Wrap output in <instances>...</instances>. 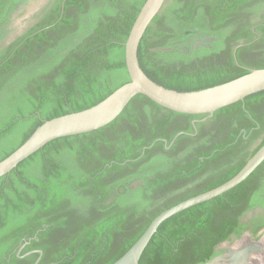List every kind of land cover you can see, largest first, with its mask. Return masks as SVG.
<instances>
[{
	"label": "trees",
	"instance_id": "16d2710c",
	"mask_svg": "<svg viewBox=\"0 0 264 264\" xmlns=\"http://www.w3.org/2000/svg\"><path fill=\"white\" fill-rule=\"evenodd\" d=\"M22 1L0 0V161L44 121L89 108L129 81L124 42L145 0H52L33 24L2 45L15 3ZM244 3L164 0L139 41L140 68L179 92L264 68V18L255 26L259 39H246L235 58L237 38L255 36L251 24L229 40L222 32ZM207 36L217 38L211 47L183 48ZM204 117L174 112L138 94L105 126L53 139L23 159L0 176V264H33L38 256L37 264H111L156 215L227 181L264 144L262 90L195 122L194 135L181 133L165 148L177 133H194L191 119ZM207 127L214 137L206 141ZM234 149L239 160L216 178L191 177ZM129 179L141 183L124 185L110 200L111 189ZM169 182L177 189L170 186L167 193ZM256 207L264 211V160L221 195L163 220L139 264H204L219 253V243L241 235L247 227L242 216ZM255 223L254 235L264 219ZM32 250L42 253L26 254Z\"/></svg>",
	"mask_w": 264,
	"mask_h": 264
},
{
	"label": "water",
	"instance_id": "95a60500",
	"mask_svg": "<svg viewBox=\"0 0 264 264\" xmlns=\"http://www.w3.org/2000/svg\"><path fill=\"white\" fill-rule=\"evenodd\" d=\"M45 2L46 0L31 1L26 6L22 18H30ZM163 2L164 0H145L130 27L124 42V64L129 81L89 108L44 121L19 147L0 161V176L10 172L19 162L53 139L82 134L105 126L114 120L128 102L138 94L144 95L156 104L174 112L192 115L204 114L205 117L202 119H205L211 117L216 110L222 107L242 101L246 96L264 90V68H253L248 73L227 82L188 92L168 89L152 81L139 66L137 48L146 27L159 12ZM12 38V36L9 37L5 43ZM194 121H192L193 125ZM263 160L264 144L227 181L183 200L156 215L137 240L111 264H139V258L144 248L163 220L185 208L226 192L243 181ZM256 211L262 210L260 207H256L254 210L248 211L243 220L245 221L246 217ZM243 237L248 240L247 244L242 245L247 246L246 248L232 251L228 256L218 255L204 264H234L235 261H239V257L244 258V255L251 251L252 246L261 245V237L255 239L251 233L245 232L241 237L233 236L231 239L219 243L216 250L223 246H230ZM25 244L19 248L17 255ZM35 251L39 254L42 253L41 250H32L26 254ZM38 260L39 256L33 264H37Z\"/></svg>",
	"mask_w": 264,
	"mask_h": 264
},
{
	"label": "flooded vegetation",
	"instance_id": "af4514ba",
	"mask_svg": "<svg viewBox=\"0 0 264 264\" xmlns=\"http://www.w3.org/2000/svg\"><path fill=\"white\" fill-rule=\"evenodd\" d=\"M31 1H34V0H23L22 2L15 3V8L16 9L10 15L11 22L7 26V33L5 34V38H3L2 42H1L2 45L5 44V41L9 37L12 36L14 38L15 36H17L18 34L21 33V32H13L12 22H13V19L15 18L16 15H19L21 13H22V15L24 14L26 6ZM50 1H52V0H46V2L42 5V7L37 12L33 13L30 16V18H32V20L29 22V24L26 27H28L29 25L33 24L39 18L42 9ZM244 1H245L244 5L237 12L233 13L232 19H230L229 24H226L225 25V27L222 30V32L224 33V38L227 39V40H229V37L232 35V32H234V31L239 32L242 29H246L244 27V25L246 23H250L251 24V30L253 32V35H255V36H251V37L242 36V37L237 38V44H234L232 46V52L231 53H232L233 58H235V50L239 46L244 45L243 43H244V41L246 39L249 38V42H254V41H257L259 39V33L255 29V26L258 25L257 22L259 20H261L262 18H264V0H244ZM216 39L217 38L216 37H213V36H207L205 38L190 39V40H188L186 42L187 44H184L183 45V48L187 50L190 46L191 47H196L198 44L205 45L206 47H211V43L214 40H216ZM192 41H193V43H192ZM250 48H252V47H250ZM241 52H242V55L245 56V57H248V55L250 54L248 52V49H242ZM221 55L222 54H220V56ZM193 120H195L194 121V123H195V122H198V121H203L205 119H191V121H190L191 122V125L195 129L194 133H190V132H179L177 134L179 135L181 133H184V134H188V135H194L195 132H196V128H195V125L192 124V121ZM213 131H214L213 129H210L208 127L205 128V129H203L204 139H205V137L207 138L206 141L209 138L214 137V135H212V133L214 134ZM223 135H227V133L224 132ZM174 137L170 141L169 145L168 146H165L166 149H168L169 146L173 143L174 139L176 138V137L175 138ZM204 139L200 140L199 143L204 142ZM164 142H165V140H164ZM258 142H259V139H256L255 142L250 147H248V149H246L247 152L249 153ZM180 144H183V143H180ZM195 144L193 146H195ZM217 150L218 149H215L213 153L217 152ZM175 153L177 154L178 157H181L182 156V152L179 151L178 148H176ZM240 156H241V154L238 152V149H234L230 153H222L220 156L215 157L214 158V161L208 162V164L204 165L200 170L194 172V174L191 175V177L194 179V181H198V182L199 181H206V182H208V181H210V179L216 178L217 175L219 173H221L222 170L226 169L228 166L234 165L239 160ZM176 166H174V167H176ZM160 168H156V169L158 171L159 170H162ZM140 183H141L140 180H137V179L125 180L123 185H118L116 188H112L111 189V191H110V195L111 196H110L109 199L111 200L115 196V194L117 192L123 191L125 189L124 188V185H128V187L130 189H133V188H135ZM170 186L172 188V191H175L177 189L176 184L174 185V184H171L169 182L164 187L165 188V191L167 193L169 192L168 190H169V187ZM252 210H254V209H252ZM247 212L241 218V222L247 223V227L243 230V232L241 233V235L239 237H241L245 232H249V233L252 234L253 238L258 239L263 234L264 227H262L261 229H259L256 232L255 235L251 232V230L254 229V225L256 226V223L255 222L258 221V218H260L261 220L264 219V211L262 210V211L252 212V214L250 216L246 217V220L244 221L243 218L246 216ZM232 237L233 236H231V238ZM216 247H215V251L216 252H219L216 256H218V255L228 256L229 252L227 251L226 248H224V246L221 247L220 249H217V250H216ZM216 256L213 257V258H216Z\"/></svg>",
	"mask_w": 264,
	"mask_h": 264
},
{
	"label": "bare ground",
	"instance_id": "6f19581e",
	"mask_svg": "<svg viewBox=\"0 0 264 264\" xmlns=\"http://www.w3.org/2000/svg\"><path fill=\"white\" fill-rule=\"evenodd\" d=\"M247 238L243 237L241 240L234 242L230 246H224L229 253L232 251L243 250L247 246H242L247 244ZM260 246H252L250 252L244 255V258L239 257V261H235L234 264H264V233L260 239ZM225 261V260H223Z\"/></svg>",
	"mask_w": 264,
	"mask_h": 264
},
{
	"label": "rangeland",
	"instance_id": "374dc122",
	"mask_svg": "<svg viewBox=\"0 0 264 264\" xmlns=\"http://www.w3.org/2000/svg\"><path fill=\"white\" fill-rule=\"evenodd\" d=\"M22 13L16 15L12 22L13 32H21L24 27H26L32 18H22Z\"/></svg>",
	"mask_w": 264,
	"mask_h": 264
}]
</instances>
